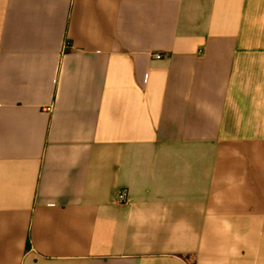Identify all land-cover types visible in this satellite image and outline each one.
Listing matches in <instances>:
<instances>
[{
	"label": "crops",
	"instance_id": "1",
	"mask_svg": "<svg viewBox=\"0 0 264 264\" xmlns=\"http://www.w3.org/2000/svg\"><path fill=\"white\" fill-rule=\"evenodd\" d=\"M0 264H264V0H0Z\"/></svg>",
	"mask_w": 264,
	"mask_h": 264
},
{
	"label": "built area",
	"instance_id": "2",
	"mask_svg": "<svg viewBox=\"0 0 264 264\" xmlns=\"http://www.w3.org/2000/svg\"><path fill=\"white\" fill-rule=\"evenodd\" d=\"M162 58V56L161 55H156L155 56V59H161ZM126 196H127V192L125 191V190H121V191H119L118 193H117V200L119 201V202H125V200H126Z\"/></svg>",
	"mask_w": 264,
	"mask_h": 264
}]
</instances>
